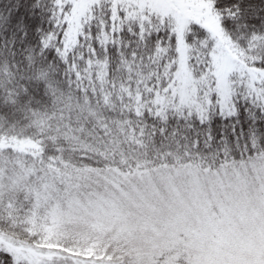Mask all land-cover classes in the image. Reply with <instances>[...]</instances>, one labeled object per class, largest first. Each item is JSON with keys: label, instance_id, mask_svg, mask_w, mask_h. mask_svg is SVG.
Masks as SVG:
<instances>
[{"label": "snow or ice", "instance_id": "snow-or-ice-1", "mask_svg": "<svg viewBox=\"0 0 264 264\" xmlns=\"http://www.w3.org/2000/svg\"><path fill=\"white\" fill-rule=\"evenodd\" d=\"M0 264H264V0H0Z\"/></svg>", "mask_w": 264, "mask_h": 264}, {"label": "trees", "instance_id": "trees-1", "mask_svg": "<svg viewBox=\"0 0 264 264\" xmlns=\"http://www.w3.org/2000/svg\"><path fill=\"white\" fill-rule=\"evenodd\" d=\"M6 123V122H5Z\"/></svg>", "mask_w": 264, "mask_h": 264}]
</instances>
